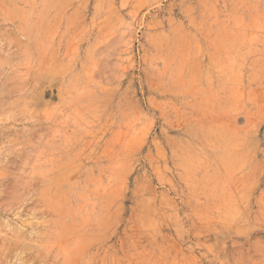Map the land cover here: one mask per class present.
Wrapping results in <instances>:
<instances>
[{
    "label": "rangeland",
    "instance_id": "1",
    "mask_svg": "<svg viewBox=\"0 0 264 264\" xmlns=\"http://www.w3.org/2000/svg\"><path fill=\"white\" fill-rule=\"evenodd\" d=\"M0 264H264V0H0Z\"/></svg>",
    "mask_w": 264,
    "mask_h": 264
},
{
    "label": "bare ground",
    "instance_id": "2",
    "mask_svg": "<svg viewBox=\"0 0 264 264\" xmlns=\"http://www.w3.org/2000/svg\"><path fill=\"white\" fill-rule=\"evenodd\" d=\"M35 75H36V73H35Z\"/></svg>",
    "mask_w": 264,
    "mask_h": 264
}]
</instances>
